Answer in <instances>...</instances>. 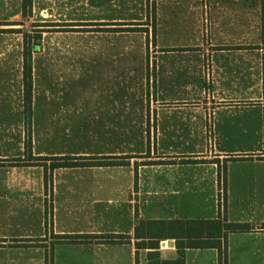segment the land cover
Segmentation results:
<instances>
[{
    "label": "crops",
    "instance_id": "obj_1",
    "mask_svg": "<svg viewBox=\"0 0 264 264\" xmlns=\"http://www.w3.org/2000/svg\"><path fill=\"white\" fill-rule=\"evenodd\" d=\"M108 2L105 16L65 20L103 27L107 40L91 50L103 96L77 113L88 145L70 155L117 161L121 153L124 164H32L23 159L27 126L22 137L18 112L16 129L0 128V264H45L51 234L129 236L55 243L53 264H148L154 250L135 246L139 221L218 218L252 227L226 234V264H264V0ZM118 31L154 48L118 49ZM28 127L33 156L65 155L53 153L51 131H32L31 115ZM214 242L185 239L183 264H219ZM156 250L159 261L178 257L174 237Z\"/></svg>",
    "mask_w": 264,
    "mask_h": 264
},
{
    "label": "rangeland",
    "instance_id": "obj_2",
    "mask_svg": "<svg viewBox=\"0 0 264 264\" xmlns=\"http://www.w3.org/2000/svg\"><path fill=\"white\" fill-rule=\"evenodd\" d=\"M110 9L108 0H55V4L51 0H36L31 13L24 16L18 0H0V128L14 123L13 128L16 129L18 112L22 137L25 125H29L23 117L22 43L24 34L32 39L39 33V45L32 48L31 54L32 131L37 134L43 133L44 129L52 132L53 153L61 151L70 155L88 145L85 131L77 127V113L83 107L82 101L103 96L104 90L99 87L102 83L96 81L99 74L102 75L99 57L91 50L99 45L105 46L107 40L99 38L98 30L103 27L69 25L65 20L68 17L96 19L105 16ZM116 27L126 29L130 26ZM128 33L116 32L111 40L113 46L118 49L154 48L151 40H143L140 34L130 36ZM85 49L87 51L83 53ZM82 112L79 115H83ZM118 138L124 140L125 137ZM119 155L117 161L123 160L124 156Z\"/></svg>",
    "mask_w": 264,
    "mask_h": 264
},
{
    "label": "trees",
    "instance_id": "obj_3",
    "mask_svg": "<svg viewBox=\"0 0 264 264\" xmlns=\"http://www.w3.org/2000/svg\"><path fill=\"white\" fill-rule=\"evenodd\" d=\"M32 0H21V12L24 16L31 13ZM69 25H93L89 24H69ZM116 30H135L131 27ZM18 32V31H17ZM40 34H36L32 39L28 34H24L22 43V63H21V79H22V103L23 113L29 121L31 115L32 100V48L36 49L40 42ZM26 135L28 137L24 144V158L32 164H41L45 169L50 170L57 167H76V166H108L122 165L124 161L109 160V157L98 156H75V155H50V156H33L31 154L30 132L27 125ZM50 160L48 167L43 163ZM49 175L45 173L44 181L47 184ZM219 181L223 179L224 183V164L219 167ZM51 211L46 210V223L50 218ZM252 227L248 223L227 222L225 219L210 220H141L134 228V238H140L135 242L136 248L145 247L146 245L154 251L148 252V264H183V253L185 247V239H202L215 238L213 245L218 251L219 264H226V234L228 232H244L249 231ZM264 228V224L261 225ZM174 237L176 239V248L178 257L173 261H159L158 244L160 239ZM50 247L45 252V264H53V256L51 247L55 243H100L112 244L129 241L128 235L117 234H51Z\"/></svg>",
    "mask_w": 264,
    "mask_h": 264
},
{
    "label": "water",
    "instance_id": "obj_4",
    "mask_svg": "<svg viewBox=\"0 0 264 264\" xmlns=\"http://www.w3.org/2000/svg\"><path fill=\"white\" fill-rule=\"evenodd\" d=\"M168 245H170V241H168Z\"/></svg>",
    "mask_w": 264,
    "mask_h": 264
}]
</instances>
